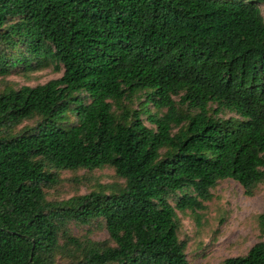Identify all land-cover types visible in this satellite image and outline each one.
Masks as SVG:
<instances>
[{"label":"trees","instance_id":"16d2710c","mask_svg":"<svg viewBox=\"0 0 264 264\" xmlns=\"http://www.w3.org/2000/svg\"><path fill=\"white\" fill-rule=\"evenodd\" d=\"M262 8L264 0H0V77L64 71L0 92V264H55L59 253L75 264H190L177 210H203L221 180L247 196L264 184ZM139 93V111H114ZM150 104L166 113L149 114ZM221 109L241 119L216 117ZM33 119L36 127L17 130ZM105 167L124 186L47 199L44 188L58 181L50 168ZM98 219L107 241L68 231ZM258 220L264 233V213ZM223 264H264V242Z\"/></svg>","mask_w":264,"mask_h":264},{"label":"rangeland","instance_id":"374dc122","mask_svg":"<svg viewBox=\"0 0 264 264\" xmlns=\"http://www.w3.org/2000/svg\"><path fill=\"white\" fill-rule=\"evenodd\" d=\"M264 14V8H262ZM10 55V52L8 53ZM64 71H55L52 67L33 73L21 69H15L8 76L0 77V92L11 88L23 86L36 87L47 82L61 78ZM146 100L144 93H139L125 101L121 105L114 103V111L119 115L123 109L139 111ZM178 108L182 113H193V110L180 104V97H174ZM124 107V108H123ZM152 115L162 116L166 109L159 110L153 104L148 106ZM217 105L212 104L214 110ZM143 114L144 124L149 128L155 126L149 120L148 115ZM213 115V112H211ZM216 117L228 120L230 118L241 119L236 113L221 109ZM71 124H77L73 117ZM37 119L28 120L18 126L17 130L23 132L26 129L36 127ZM179 127H174V133ZM164 152V151H163ZM58 181L50 187L44 188L49 201H65L75 196L86 195L101 188L107 193L117 191L124 186L125 181L119 178L115 170L105 167L96 170H57ZM212 198L204 203L203 210L184 212L177 210L180 222L179 238L186 242V254L190 264H223L232 257L245 256L257 243L264 242V233L260 229L258 217L264 213V184H260L253 196H247L242 185L233 180L226 179L218 182L211 190ZM180 194V192L178 193ZM177 200H172L176 205ZM71 236L81 240L90 239L95 242H103L109 239L106 222L98 219L88 225L71 222L68 225ZM65 238L61 239V243ZM59 253L55 264H75L72 254Z\"/></svg>","mask_w":264,"mask_h":264}]
</instances>
